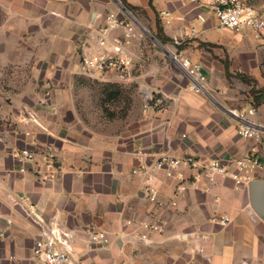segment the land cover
<instances>
[{"label": "crops", "instance_id": "obj_1", "mask_svg": "<svg viewBox=\"0 0 264 264\" xmlns=\"http://www.w3.org/2000/svg\"><path fill=\"white\" fill-rule=\"evenodd\" d=\"M121 1L155 21L154 37L155 16L163 9L174 16L162 25L169 52L139 32L131 39L127 77L81 67L84 54L109 49L123 33L113 30L107 45L99 44L108 14L119 11L115 0H0V264H44L32 255L42 219L69 232V249L86 264H264V216L249 184L153 167L162 154L232 166L252 153L264 164V101L255 107L247 96L252 85L229 79L224 65L227 54L231 73H247L264 88V38L252 29H218L210 12L203 21L202 8L181 0ZM255 3L264 12V0ZM192 26L195 35L180 37ZM170 52L201 64L206 91L188 90L187 73ZM109 83L143 91L129 117L104 116L99 100L92 106V95L102 97L94 86ZM250 107L263 128L259 139L240 136L229 114ZM24 148L38 161L54 156L56 177L39 179L33 164L18 158ZM139 167L147 173L133 171ZM147 178L156 201L144 190ZM255 179H264V167L253 171ZM221 216L230 222L219 223ZM91 230L106 231L110 242L89 247Z\"/></svg>", "mask_w": 264, "mask_h": 264}, {"label": "built area", "instance_id": "obj_2", "mask_svg": "<svg viewBox=\"0 0 264 264\" xmlns=\"http://www.w3.org/2000/svg\"><path fill=\"white\" fill-rule=\"evenodd\" d=\"M183 4H194L197 7H207L217 20L216 27L218 29L228 28L230 30L240 32L245 29L255 30L264 38V12L259 8L256 0H181ZM119 6V11L111 12L107 16L105 26L99 31V44L102 47L107 45L109 33L118 28L123 29V33L119 37L113 39V44L109 49L93 54H84L81 57V67L86 73L115 71L121 77H127L134 65V56L126 49L131 39L138 34L141 29L136 23V17L133 13L126 9L121 0H115ZM163 25H171L174 18L173 13L168 9L160 11ZM198 17L206 21L205 12H200ZM195 28L192 26L185 29L183 36L195 35ZM174 44H181L179 37L174 38ZM172 58L179 62L185 69L189 85L188 90L191 92L206 91L207 77L202 70V66L198 62L192 61L188 57L181 56L180 53H173ZM145 100L149 104L154 100L151 90L145 92ZM255 109L250 107L248 110L230 109L229 114L237 119L238 134L242 137H250L259 139L262 133V126L250 119L249 115L254 113ZM19 160L25 163L33 164V169L39 179L47 180L55 178L56 173L55 159L51 154H45L41 160H37L36 152L31 149L24 148L18 154ZM230 165L224 164L219 159L202 160L201 158L188 154L181 157H175L168 154H162L155 162V169H166L171 175L172 170L179 168H188L194 172L195 178L207 177L211 181H215L217 175L230 176L237 185H248L251 182L253 171L262 169L264 164L255 154H247L239 159L233 160ZM26 167L22 166L21 171H25ZM134 172L147 173V168L139 167ZM144 190L151 201H156V190L152 181L147 178L144 183ZM221 224L230 222V217L221 216L217 219ZM42 228L40 236L36 239L32 255L34 259L44 264H86L77 258L69 249L70 234L65 229H58L56 221L47 222L40 220ZM144 227L151 230H158L159 225L151 222H145ZM201 237H206L202 235ZM110 242V238L106 231L91 230L89 233V247L104 246Z\"/></svg>", "mask_w": 264, "mask_h": 264}, {"label": "rangeland", "instance_id": "obj_3", "mask_svg": "<svg viewBox=\"0 0 264 264\" xmlns=\"http://www.w3.org/2000/svg\"><path fill=\"white\" fill-rule=\"evenodd\" d=\"M156 3H157L156 6H158L159 3L157 1ZM119 6L122 7L121 4H119ZM202 7H203L202 8L203 12L205 11L207 12V7L206 6H202ZM131 12L136 17L135 19L136 23L138 27L141 29V32L138 30L139 34L142 35L144 38H146L149 42L155 43L157 47H159L160 49L166 52H169V50L167 51L165 49V45H163V43H161L156 37H154L153 33L151 32V21L153 23L155 21H153L150 17L146 16L143 12H136L135 9H133ZM155 19L157 23L159 21L160 24L163 25V22L161 18L159 17V15H156ZM262 51L264 53V48L262 49ZM170 54L172 53L170 52ZM225 56L226 57L224 61L229 62L231 66L229 56L227 54H225ZM109 84H114V83H109ZM105 87H106L105 84L101 85L100 87L96 85L94 86L93 89L96 93L102 91V97H101V94L100 96H96V97L92 95L91 96L92 106H94L95 103L98 104L100 101V103L97 105L98 109L102 108L100 109V111L103 110L102 111L103 115L110 117V119L112 120L118 119L119 117L120 118L129 117L131 110L134 108V105L136 104L137 97L140 95L142 96L143 91L141 92L135 84L128 85V86H121L119 88L118 86H109V87H106L108 88L107 90L105 89ZM108 95L110 96V98H107ZM247 96L251 100L252 97L249 95V92ZM82 100H85V99L82 98Z\"/></svg>", "mask_w": 264, "mask_h": 264}, {"label": "trees", "instance_id": "obj_4", "mask_svg": "<svg viewBox=\"0 0 264 264\" xmlns=\"http://www.w3.org/2000/svg\"><path fill=\"white\" fill-rule=\"evenodd\" d=\"M158 26V31L155 34L156 38L163 44L167 43L168 41H170V38L168 36L165 35L164 31H163V26L162 24H160V22L158 21L157 23ZM200 45L202 46H206L207 44L201 42ZM212 45V44H210ZM225 65V71H226V76L230 79L232 76H236L241 78L245 83L252 85L250 91H249V95L252 97L251 102L254 104L255 107H258L259 105H261L264 101V88H257L256 87V83L255 80L252 76L245 74V73H237V74H233L230 72V64L229 62L225 61L224 62ZM106 87L109 86H118V88L120 87L119 85H115V84H106ZM105 89L107 90L108 88ZM107 98H110V96L108 95Z\"/></svg>", "mask_w": 264, "mask_h": 264}, {"label": "water", "instance_id": "obj_5", "mask_svg": "<svg viewBox=\"0 0 264 264\" xmlns=\"http://www.w3.org/2000/svg\"><path fill=\"white\" fill-rule=\"evenodd\" d=\"M252 204L264 216V179H255L249 183Z\"/></svg>", "mask_w": 264, "mask_h": 264}]
</instances>
